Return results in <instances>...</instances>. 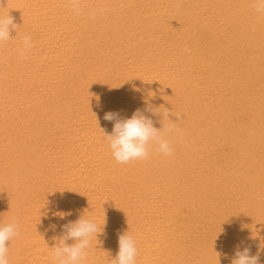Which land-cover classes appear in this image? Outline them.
Segmentation results:
<instances>
[{
  "label": "bare ground",
  "instance_id": "obj_1",
  "mask_svg": "<svg viewBox=\"0 0 264 264\" xmlns=\"http://www.w3.org/2000/svg\"><path fill=\"white\" fill-rule=\"evenodd\" d=\"M9 14L0 223L20 226L9 264H51L61 226L83 215L105 224L86 264H110L128 230L137 264H231L237 246L264 264V17L251 0H81L79 12L0 0ZM145 100L176 122L173 152L119 164L104 115L130 118Z\"/></svg>",
  "mask_w": 264,
  "mask_h": 264
},
{
  "label": "clouds",
  "instance_id": "obj_2",
  "mask_svg": "<svg viewBox=\"0 0 264 264\" xmlns=\"http://www.w3.org/2000/svg\"><path fill=\"white\" fill-rule=\"evenodd\" d=\"M70 4L73 10L80 11L81 0H70ZM251 5L256 13L264 17V0H251ZM18 27L10 14L0 17V43L10 40L12 38L10 31L17 30ZM33 46L31 35H25L17 49L20 58L25 59L26 54ZM159 114L163 115L161 129L154 126L152 119L153 116ZM172 115L181 116L174 113ZM104 119L110 122L115 121L111 134L104 132V138L113 159L119 164L147 159L152 147H155V150L163 155H171L173 152V147L165 134L174 130L176 122L169 118V111L163 106L153 107L148 100H145L144 108H137L130 118H120L117 112H107ZM70 214L60 211L52 213L54 217L60 219H64ZM104 225L98 224L86 215L74 222L69 221L62 225L63 235L58 238L54 237L57 242L55 246L50 247L51 264H86L92 239L103 232ZM19 227L16 220L0 223V264H9V245L18 236ZM52 228L55 229L56 225H52ZM69 240L74 243L68 244ZM118 244L119 250L116 257L111 259L110 264H137V240L130 234V230L119 234ZM260 247L264 248V245ZM259 259V251L256 255H251L250 247L240 250L237 246L231 264H259Z\"/></svg>",
  "mask_w": 264,
  "mask_h": 264
}]
</instances>
